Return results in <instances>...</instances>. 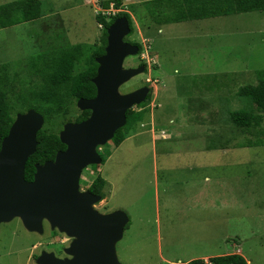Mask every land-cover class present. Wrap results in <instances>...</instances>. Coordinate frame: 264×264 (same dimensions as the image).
I'll return each mask as SVG.
<instances>
[{
	"label": "rangeland",
	"instance_id": "obj_1",
	"mask_svg": "<svg viewBox=\"0 0 264 264\" xmlns=\"http://www.w3.org/2000/svg\"><path fill=\"white\" fill-rule=\"evenodd\" d=\"M102 1L41 0L42 16L0 29L12 115L25 112L23 99L39 90V73L28 65L32 57L62 46L99 45L97 14L127 12L133 31L123 40L139 44L140 52L127 56L123 68H145L118 91L147 87L149 118L119 146L109 140L97 147L110 155L83 169L79 191L99 175L106 184L94 210L127 214L115 243L122 264H189L233 253L264 264V144L239 147L264 143V113L252 109L248 129L228 118L245 104L237 89L255 84L254 72L264 69V11L202 19L196 27L192 21L156 22L144 5L148 0H120L117 9L113 3L102 9ZM67 107L69 121L44 120L42 128L56 132L75 122L81 110L74 102ZM152 110L161 116L153 134ZM72 241L47 220L37 233L15 217L0 224V264H39L43 253L70 259Z\"/></svg>",
	"mask_w": 264,
	"mask_h": 264
},
{
	"label": "water",
	"instance_id": "obj_2",
	"mask_svg": "<svg viewBox=\"0 0 264 264\" xmlns=\"http://www.w3.org/2000/svg\"><path fill=\"white\" fill-rule=\"evenodd\" d=\"M130 32L125 16L107 28L105 53L96 57V87L93 98H80L77 106L90 115L81 122H67L59 131L65 145L53 160L35 164L33 179H25V165L37 147V132L43 116L30 108L17 113L0 146V224L19 217L24 227L42 232L43 220L52 228L73 237L66 249L70 259L43 253L39 264H122L115 253V243L123 236L128 216L121 210L101 214L93 205L101 195L79 191V180L88 165L100 164L97 147L112 139L126 123V111L142 103L147 87L120 94L119 87L142 73L144 66L123 68L127 56L135 55L139 46L124 42Z\"/></svg>",
	"mask_w": 264,
	"mask_h": 264
},
{
	"label": "trees",
	"instance_id": "obj_3",
	"mask_svg": "<svg viewBox=\"0 0 264 264\" xmlns=\"http://www.w3.org/2000/svg\"><path fill=\"white\" fill-rule=\"evenodd\" d=\"M111 3L117 9L120 0H104L100 3V7L108 9ZM144 5L150 16L160 24L264 11V0H148ZM162 6H166L167 10H162ZM41 8V0H14L1 4L0 29L39 18L42 16ZM122 16L128 19L132 33V24L127 12H116L108 15L100 12L96 16V21L102 26L101 44L62 46L32 57L28 65L39 73L41 80L38 83L39 90L32 93L28 99H23L25 103L23 106L27 105V110L33 108L39 112L45 123L56 118L69 121L70 113L67 107L69 104L77 103L80 98L90 99L96 95V87L92 82L98 67L96 57L105 53L107 28L114 20ZM160 17L163 19L161 20ZM137 45L139 46V44ZM138 52H140V46ZM81 62L84 66L77 70L78 66L80 68ZM6 66L0 67V146L15 119V116L12 115L13 105L8 97L10 81ZM254 75L255 84L242 85L236 92L237 96L245 101L244 107L228 111L229 121L238 128L248 129L250 127L252 109L264 113V69L255 71ZM150 100L151 96L148 93L146 99L137 105L139 109L130 108L126 111L125 125L117 129L110 140L115 147L134 134L138 124L148 120ZM28 101L32 102L27 103ZM89 115V110L80 111L74 121L81 122L87 119ZM36 138L38 142L36 150L25 165L24 175L28 181L33 179L35 164H43L45 161L53 160L59 150L65 149V145L59 139V131L53 132L42 128L37 132ZM261 144H264L262 140L248 141L246 144H240L239 147ZM99 155L102 159L101 164H103L105 157L110 154L103 150L99 152ZM105 184V179L98 175L96 182H92L86 190L104 197ZM189 264L248 263L243 256L233 253L210 257L207 261L196 259L190 261Z\"/></svg>",
	"mask_w": 264,
	"mask_h": 264
},
{
	"label": "crops",
	"instance_id": "obj_4",
	"mask_svg": "<svg viewBox=\"0 0 264 264\" xmlns=\"http://www.w3.org/2000/svg\"><path fill=\"white\" fill-rule=\"evenodd\" d=\"M191 21L196 23V24L194 23L196 27H198V25H200V24H198L199 23L198 20H191ZM183 22H186V21H183ZM177 23H179V22H177ZM167 24H174V23H167ZM160 118H161V116L159 113L154 112L153 110L151 111V119H150L151 122H150V124H151L152 130L151 129L149 130L150 133L152 132V134H153L154 133L153 130H155L156 125L157 126L160 125V123H161Z\"/></svg>",
	"mask_w": 264,
	"mask_h": 264
},
{
	"label": "flooded vegetation",
	"instance_id": "obj_5",
	"mask_svg": "<svg viewBox=\"0 0 264 264\" xmlns=\"http://www.w3.org/2000/svg\"><path fill=\"white\" fill-rule=\"evenodd\" d=\"M59 257H62V255H57V257L56 258H59ZM64 257V256H63Z\"/></svg>",
	"mask_w": 264,
	"mask_h": 264
},
{
	"label": "built area",
	"instance_id": "obj_6",
	"mask_svg": "<svg viewBox=\"0 0 264 264\" xmlns=\"http://www.w3.org/2000/svg\"><path fill=\"white\" fill-rule=\"evenodd\" d=\"M109 13V12H108Z\"/></svg>",
	"mask_w": 264,
	"mask_h": 264
}]
</instances>
